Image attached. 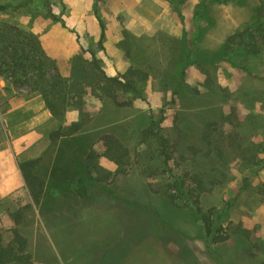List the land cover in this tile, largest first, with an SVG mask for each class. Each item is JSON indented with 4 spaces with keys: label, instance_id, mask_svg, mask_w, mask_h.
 I'll return each mask as SVG.
<instances>
[{
    "label": "rangeland",
    "instance_id": "1",
    "mask_svg": "<svg viewBox=\"0 0 264 264\" xmlns=\"http://www.w3.org/2000/svg\"><path fill=\"white\" fill-rule=\"evenodd\" d=\"M203 1L0 0L13 4L0 10V19L37 33L63 73L82 47H91L110 74L131 65L149 73L141 82V96L131 105L119 106L96 95L86 97L89 140L99 149L96 140L100 132L119 136L131 153L125 173H115V164L100 158L112 173L108 180L97 181L82 165L73 178L56 181L48 174L47 164L56 154L49 138L54 128L45 126L22 146L37 150L39 155L46 153L40 172L48 179L45 201L50 202L51 213L32 201L24 179L0 180V239L6 243L13 238V213L30 204L17 227L28 240L32 264H219L207 252L201 222L191 207L184 205L185 200H179L177 206L171 204L162 192L172 175L192 167L197 148L207 145L202 136L207 122L213 120L218 133L227 132L222 143L225 162L215 169L220 173L218 183L204 192L203 205L221 207L224 200L237 194L245 176L252 181L250 188L238 195L224 222L228 239L213 244V250L220 264H264V168L251 159L257 144L264 141V53L227 57L222 50L231 33L253 21L259 2L206 0L205 7L200 5ZM97 14L106 26L104 49L98 47ZM124 30L130 34V56L122 44ZM181 82L180 94L174 95V86ZM12 87L6 83L4 94L13 92ZM14 89L17 94L31 91ZM7 107V102H2L0 110ZM79 117L78 109H70L65 122ZM153 120L161 121L169 138L171 173L155 146L143 139V130ZM76 142L87 143L84 137ZM79 176H92L96 187L86 190L78 182ZM215 176L213 171L207 175L208 179ZM133 204L151 205L166 213L180 236L162 227L145 235L146 214L134 212ZM170 210L175 211L174 217L167 216ZM128 240L130 247L123 244ZM109 247L113 248L110 257L101 263V255Z\"/></svg>",
    "mask_w": 264,
    "mask_h": 264
},
{
    "label": "trees",
    "instance_id": "2",
    "mask_svg": "<svg viewBox=\"0 0 264 264\" xmlns=\"http://www.w3.org/2000/svg\"><path fill=\"white\" fill-rule=\"evenodd\" d=\"M171 1L176 3L179 0ZM258 2L253 21L231 33L224 41L222 50L225 56L264 53V0H258ZM12 5L10 2H0V10L4 11ZM200 5L206 7V0ZM52 17L57 19L55 15ZM97 18L100 25L98 47L104 49L106 26L100 15L97 14ZM123 34L122 44L130 56V34L127 30H124ZM86 51L90 52V56H85ZM206 73H208L207 70ZM0 77L6 80L7 87H26L31 91H38L46 107L57 120V126L49 133L51 144L56 146V154L50 163L47 162L50 168L48 174L50 173L56 181L66 182L69 177L73 178L79 173L78 168L82 165L87 173L94 174L97 181L108 180L112 173L100 163V158L113 162L117 174L127 171L131 153L119 136L110 131L100 132L96 140L99 149H95L92 140H89L90 135L85 130L90 122L85 106L86 97L96 95L100 98L107 97L119 106L131 105L133 99L142 94L141 82L149 77L145 68L131 65L124 71L110 74L104 68L102 59L91 47H82L81 51L75 53L69 60L67 73H63L58 61L48 54L37 33L17 23L0 19ZM181 84L182 82L174 86V95L180 94ZM73 108L79 110L80 117L78 120L66 123L67 112ZM214 122L216 121L207 122L202 136V140L207 142V145L197 148L195 151L197 159H192V167L181 174L172 175V178L166 181L165 186L163 185L164 191L162 192L171 204L177 206L179 200H185L184 205L191 207L194 216L201 222L207 252L220 264L212 245L228 239L230 234L224 222L227 221L238 195L249 189L252 181L250 176H245L237 194L224 200L221 207L203 205L204 192L218 183L216 179L219 178L220 173L215 169L218 165L223 166L225 162L222 143L227 139V132L222 130L225 135L221 131L218 133L217 128L213 127V124H216ZM142 133L143 139L155 146L158 155L163 158V164L169 167L168 171H172L169 164L172 155L170 142L161 121L153 120ZM81 137L86 139L85 145L82 142H76L77 138ZM255 149L251 159L255 164L261 163V167L264 168V156H260V153H264V141L259 142ZM199 154L202 155L199 156ZM45 155L46 153L19 161L18 166L32 201L48 214V212L51 213L49 211L50 202L45 201L48 179L40 172V168L46 163ZM211 171L216 173V176L208 179L207 175ZM93 180L92 176L89 179L84 176L78 177V182L84 185L86 190H92L89 187H96ZM133 205L134 212L141 211L142 214H146L144 221L148 223V227L144 230L145 235L148 232L155 233L156 228L162 227L164 231L170 229L174 233L173 236H180L176 233L179 229L174 222L170 221V218H165L166 213L158 211L159 209L151 205L147 207ZM30 206L27 204L13 213L16 224L12 230L13 238L6 243L0 239V264H32V254L28 251V240L17 227L23 219L24 208ZM175 215L174 210L167 212V216L174 217ZM116 236L117 234H114L113 238ZM154 236H160L166 240L168 237V235L166 237ZM134 241L138 242L136 239ZM123 244L128 247L132 246L130 240ZM112 250L111 247L104 250L101 263L110 257ZM118 262L114 261L113 264H118Z\"/></svg>",
    "mask_w": 264,
    "mask_h": 264
},
{
    "label": "crops",
    "instance_id": "3",
    "mask_svg": "<svg viewBox=\"0 0 264 264\" xmlns=\"http://www.w3.org/2000/svg\"><path fill=\"white\" fill-rule=\"evenodd\" d=\"M6 80L0 77V102L8 104L0 110V180L21 182L19 161L36 157L39 152L23 148L29 136L41 127L55 128L58 124L38 91L4 94ZM0 103V105H1Z\"/></svg>",
    "mask_w": 264,
    "mask_h": 264
}]
</instances>
